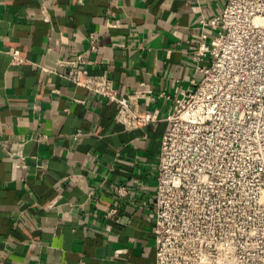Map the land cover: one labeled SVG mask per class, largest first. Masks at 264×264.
Masks as SVG:
<instances>
[{
	"label": "crops",
	"instance_id": "obj_1",
	"mask_svg": "<svg viewBox=\"0 0 264 264\" xmlns=\"http://www.w3.org/2000/svg\"><path fill=\"white\" fill-rule=\"evenodd\" d=\"M225 2L0 0V264H155L165 123L125 130L58 62L81 57L119 97L152 89L162 120L200 81L191 43Z\"/></svg>",
	"mask_w": 264,
	"mask_h": 264
},
{
	"label": "built area",
	"instance_id": "obj_2",
	"mask_svg": "<svg viewBox=\"0 0 264 264\" xmlns=\"http://www.w3.org/2000/svg\"><path fill=\"white\" fill-rule=\"evenodd\" d=\"M199 27L191 48L201 79L162 120L143 108L152 89L119 97L105 75L80 69L81 57L58 65L75 86L117 104L125 130L165 123L149 207L155 264H264V0H226Z\"/></svg>",
	"mask_w": 264,
	"mask_h": 264
}]
</instances>
